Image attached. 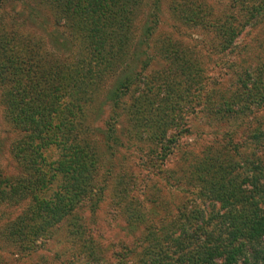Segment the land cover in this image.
Instances as JSON below:
<instances>
[{"label":"trees","instance_id":"16d2710c","mask_svg":"<svg viewBox=\"0 0 264 264\" xmlns=\"http://www.w3.org/2000/svg\"><path fill=\"white\" fill-rule=\"evenodd\" d=\"M12 1L18 0H0V105L5 123L17 133L9 145V155L18 172L7 177L0 170V204H21L23 209L0 233L18 249L30 250L35 241L65 225L67 235L82 242L84 248L85 226L78 213L93 214L98 209L105 181V176L100 184L93 179L98 166L95 145L88 135L91 128L86 109L93 102L94 87L106 75L118 78L113 104H118L121 92L136 82L137 72L126 73L139 62V55H146L147 41L159 24V0L152 5L154 13L147 16L150 25L143 23L138 34L137 13L142 0H24L30 16L39 8L48 12L57 31L49 42L41 35L25 36L18 27L6 30L5 6ZM170 1L174 4L168 10L187 29L217 31L214 37L219 39L217 49L222 55L240 59L243 52L233 41L254 27L263 34L264 0H232L241 6V15L213 23L207 21L212 13L209 7L195 4V8H189L187 0ZM238 17L242 23L234 24L232 20ZM194 34L189 33L187 38ZM141 42L147 45L138 54L136 47ZM159 44L163 46L159 52L163 60L170 55L177 60L184 51H192L169 36L160 37ZM233 74L240 96L246 93L257 104H264V62L247 67L238 64ZM186 77L182 79L192 86L194 83ZM177 85V81H171V87ZM258 136L256 132L250 134L253 140ZM107 138L118 142L110 131ZM49 148L56 151V157L47 161L44 151ZM231 149L237 152L238 146L232 144ZM234 154L237 162L222 168L212 160L210 169L218 174L208 182L211 209L207 213L198 211L192 222L183 219L177 234H161L155 239L145 233L134 240V245H121L120 252L112 253L114 261L110 263L103 252L93 258L91 247L88 251H92H85L87 256L96 264H125L135 248L152 240L147 245L150 251L137 255L138 261L132 264H264V158L257 153L248 157ZM105 171L113 178L111 167ZM118 188L116 192L122 195L115 206L123 203L121 199L125 202L130 192L127 186ZM213 203L218 208L214 209Z\"/></svg>","mask_w":264,"mask_h":264},{"label":"rangeland","instance_id":"374dc122","mask_svg":"<svg viewBox=\"0 0 264 264\" xmlns=\"http://www.w3.org/2000/svg\"><path fill=\"white\" fill-rule=\"evenodd\" d=\"M188 1L186 6L189 8L202 4L211 9L209 23L217 19L223 22L226 16L241 15V6L233 4L232 0ZM260 1L263 0H253ZM171 2H157L159 24L152 39L147 41L148 47L145 48L147 44L143 42L136 47L138 54L145 48L146 55L138 56L134 71L125 72L126 75L132 72L138 75L136 82L125 93L121 92L118 104H113L112 100L118 78L109 74L96 84L93 102L86 105L91 128L88 135L95 145L98 166L93 179L100 184L105 176L98 209L93 214L78 213L85 226L86 247L67 235L65 225L35 241L29 251L26 247L18 249L0 233V264H96L93 258L97 252H103L102 256L110 263L114 261L112 253L120 252L121 245L130 247L134 240L148 232L152 235L150 238L155 239L161 234H177L185 218L192 222L198 211L207 213L211 209L208 182L218 174L210 169L212 160L222 168L237 162L234 153L242 157L257 153L264 158V104H257L246 93L240 96L233 74V67L238 64L247 67L264 62V29L260 35L257 31L260 29L254 27L233 41L243 52L240 59L222 55L217 49L219 39L214 37L218 36L217 31L187 29L186 24L175 19L168 10V6L174 4ZM23 4L24 0L6 4L3 18L6 30L18 27L25 36L41 35L48 42L53 39V32L57 34V31L48 12L39 8L30 16L27 5ZM153 4L155 0H142L137 13L136 34L143 23L150 25L147 16L154 13ZM185 19L188 20V15ZM237 19L232 20L234 24L242 23L240 17ZM192 20L200 24V20ZM189 33L195 34L187 38ZM163 36L179 41L192 51H184L183 57L177 60H172V55L161 59L159 52L163 46L159 42ZM236 59L231 64V60ZM183 77L194 84L191 86ZM171 81H177L178 85L171 87ZM108 130L118 142L113 143L107 138ZM251 132L259 135L257 140L250 137ZM16 134L5 123L0 105V170L7 177L18 172L9 155V145ZM232 144L238 146L237 152L231 149ZM44 156L47 161L53 160L56 151L49 148L44 151ZM108 166L112 168L113 178L105 174ZM118 179L123 183H118ZM119 186H127L130 192L125 195V202L121 199L123 203L115 206L120 195L116 192ZM216 208L217 204L214 205ZM22 209L21 204H0V232L8 228ZM194 225L193 222L191 227ZM151 241L146 240L135 248L126 257L125 264H132L138 261L137 255L148 253L147 245ZM88 247L93 248L90 250L93 258L85 253L90 249Z\"/></svg>","mask_w":264,"mask_h":264}]
</instances>
